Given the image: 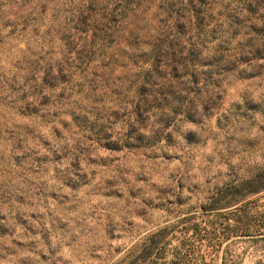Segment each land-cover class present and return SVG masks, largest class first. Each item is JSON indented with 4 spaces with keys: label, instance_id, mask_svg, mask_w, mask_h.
I'll use <instances>...</instances> for the list:
<instances>
[{
    "label": "trees",
    "instance_id": "obj_1",
    "mask_svg": "<svg viewBox=\"0 0 264 264\" xmlns=\"http://www.w3.org/2000/svg\"><path fill=\"white\" fill-rule=\"evenodd\" d=\"M31 10L0 12V42L27 37L0 66V174L14 179L0 185V237L26 214L25 200L41 195L46 163L67 187L98 164L99 150L153 154L181 120L195 126L189 140L227 87L264 80V0H77ZM7 111L32 125H7ZM262 191L264 163L115 248L121 255L107 264H211L222 240L258 232L228 224L250 208H225Z\"/></svg>",
    "mask_w": 264,
    "mask_h": 264
},
{
    "label": "rangeland",
    "instance_id": "obj_2",
    "mask_svg": "<svg viewBox=\"0 0 264 264\" xmlns=\"http://www.w3.org/2000/svg\"><path fill=\"white\" fill-rule=\"evenodd\" d=\"M76 1L0 0V12L21 8L30 12L44 3L54 10ZM24 34L19 31L0 42V66L6 68L25 48ZM216 104L189 140L184 136L195 126L181 120L172 140L162 141L153 154L99 150L98 164L90 165L85 175L72 176L67 187L52 180L58 165L46 163L49 167L38 185L41 195L25 200L21 207L26 214L20 221H9L8 234L0 237V264H107L121 255L112 254L115 248H128L137 236L173 222L175 212L187 213L217 189L263 164L264 80L236 82ZM4 117L7 125L13 121L31 126L33 121L10 111ZM12 182L11 175L0 174V185ZM243 205L250 208L248 216L242 222L230 219L228 224L239 227L249 222L251 231L258 232L222 240L211 264L223 260L264 264V191L227 206L225 213Z\"/></svg>",
    "mask_w": 264,
    "mask_h": 264
}]
</instances>
